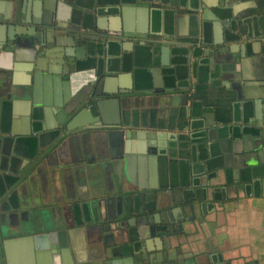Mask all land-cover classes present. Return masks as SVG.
Returning a JSON list of instances; mask_svg holds the SVG:
<instances>
[{"label": "water", "instance_id": "1", "mask_svg": "<svg viewBox=\"0 0 264 264\" xmlns=\"http://www.w3.org/2000/svg\"><path fill=\"white\" fill-rule=\"evenodd\" d=\"M6 1V9L0 13V133L14 134L15 119L37 124L40 132L51 131L50 142L36 149L28 165H43L54 157L53 175L59 177L60 170L73 169L88 176L94 183L92 197L98 221L104 222L66 229L65 218L61 228H56L55 237L39 233L6 238L0 264H195L193 260H181L179 252L165 247L162 238L170 236V221L174 219H162V213L146 215L156 209V195L150 199L147 193L139 192L144 188L134 173L138 167L150 178L168 173L173 155L182 148V139L176 133L157 131L176 129L194 107L188 93H173L177 86H165L163 81L172 46H187L189 50L190 45L195 47L189 54L194 61L205 59L211 71L231 76L226 89L233 97L232 105L238 104L240 118L233 120L236 128L228 126L223 138V152L229 156L230 165L249 177L259 168L264 170V67L252 70L248 65L249 36H242L246 43H235L234 47L219 46L222 43L216 40L184 42L174 23L158 38L149 36V30L122 28L118 35L147 49L151 86L144 89L131 83L98 92V87L79 81L76 74L89 65L108 73L107 65L101 64L99 46L108 40V32L66 21L68 17L58 3L61 0ZM220 6L221 15L227 16L221 2ZM219 16L220 12L214 14L212 20L226 24L227 20L221 22ZM250 46L257 54L254 43ZM176 65L186 63L179 60ZM7 126L10 130H2ZM135 126L147 129H131ZM6 141L11 142L15 155L21 153L22 144L3 138V145ZM43 147L50 150L46 152ZM20 168L8 173L16 177L26 167ZM107 177L117 184L112 195L106 187ZM123 191L136 193L127 198ZM57 209L61 212L62 208L57 206L52 211ZM132 213L134 222L128 220L129 226L119 221ZM37 222L12 212L6 215L0 206V238L12 232L53 227L47 218ZM96 222L100 234H85L96 230ZM86 239H92L99 262L81 253ZM14 242H23L17 259L12 253Z\"/></svg>", "mask_w": 264, "mask_h": 264}, {"label": "crops", "instance_id": "2", "mask_svg": "<svg viewBox=\"0 0 264 264\" xmlns=\"http://www.w3.org/2000/svg\"><path fill=\"white\" fill-rule=\"evenodd\" d=\"M220 2L229 13L227 16L221 15ZM6 3L0 0V13L5 11ZM58 3L68 17L66 21L108 32V40L99 44L100 61L107 65L108 73L89 65L76 74L79 81L98 87V92L117 90L131 83L144 89L151 86L147 49L135 45L131 38L118 35L122 28L134 32L149 30V36L158 38L171 30L174 23L179 39L184 42L196 40L200 44L216 40L222 43L219 46L235 47V43L247 41L248 65L252 70L264 67V0H61ZM218 12L219 20H227L226 24L212 20ZM245 35L249 36L246 41L242 39ZM230 37L235 39L229 40ZM251 43L256 46L257 54L252 52ZM193 49V45L189 50L187 46H172L163 81L165 86H177L173 93H188L192 97L189 103L194 102V107L178 124V129L157 131L166 135L176 133L182 139V148L178 155H173L168 173L150 178L139 167L134 173L135 180L144 188L139 192L147 193L150 199L156 195V209L146 215L162 213V219L168 216L174 219L170 221V236L162 240L165 247L170 246V252L180 253L181 260H193L195 264H264V170L259 168L249 177L230 165L229 156L223 152V138L228 134V126L236 128L233 120L240 118L238 104L232 105L233 97L226 89L231 76L211 71L205 59L194 61L189 56ZM179 60L186 65L177 66ZM8 126L2 130H10ZM36 126L15 119L14 134L0 133L1 212L16 213L34 222L47 218L54 224L50 229L12 232L0 238L3 255L4 239L39 233L55 237L56 228H61L65 218L66 229L75 226L84 229L89 222H104L98 221L92 197L94 183L88 176L73 169L60 170L59 177L53 175L54 157L43 165H28L36 149L52 139L51 131L40 132ZM131 129L144 132L147 128ZM3 138L22 144L21 153L15 155L11 142L3 145ZM20 166L26 167L20 175L14 177L8 173L20 170ZM105 181L112 195L111 190L116 192L117 184L109 177ZM135 193L121 194L129 198ZM57 206L62 208L61 212L52 211ZM132 217H135L133 213L119 221L133 223ZM98 224L96 230L85 234H100ZM92 243V239H86L81 253L99 262L95 260L99 255ZM22 245L23 242L12 245L16 259ZM148 245L153 248L151 239Z\"/></svg>", "mask_w": 264, "mask_h": 264}]
</instances>
